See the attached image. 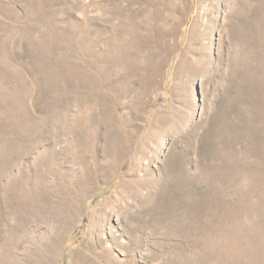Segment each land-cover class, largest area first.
I'll list each match as a JSON object with an SVG mask.
<instances>
[{
    "label": "rangeland",
    "instance_id": "374dc122",
    "mask_svg": "<svg viewBox=\"0 0 264 264\" xmlns=\"http://www.w3.org/2000/svg\"><path fill=\"white\" fill-rule=\"evenodd\" d=\"M0 264H264V0H0Z\"/></svg>",
    "mask_w": 264,
    "mask_h": 264
}]
</instances>
